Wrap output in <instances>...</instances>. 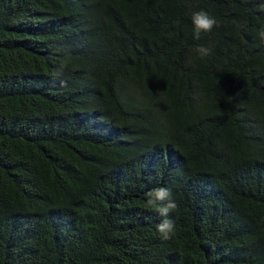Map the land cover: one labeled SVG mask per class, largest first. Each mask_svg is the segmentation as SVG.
Wrapping results in <instances>:
<instances>
[{"label":"trees","instance_id":"obj_1","mask_svg":"<svg viewBox=\"0 0 264 264\" xmlns=\"http://www.w3.org/2000/svg\"><path fill=\"white\" fill-rule=\"evenodd\" d=\"M261 2L0 0V264H264Z\"/></svg>","mask_w":264,"mask_h":264},{"label":"clouds","instance_id":"obj_2","mask_svg":"<svg viewBox=\"0 0 264 264\" xmlns=\"http://www.w3.org/2000/svg\"><path fill=\"white\" fill-rule=\"evenodd\" d=\"M259 6L261 9H264V0H262ZM191 21L193 25L192 38L194 40H200L202 34L210 33L217 26V20L204 10L193 12ZM258 36L264 42V27H261L258 31ZM195 51L200 59H205L211 55V49L202 45L198 46ZM62 68L63 65L61 66V70ZM60 74L61 71H57L56 75ZM147 196V206L154 209L161 217H164L157 225V232L160 234V237L165 241L173 239L176 235V224L175 220L170 217V214L177 208L173 193L166 187H157L150 191Z\"/></svg>","mask_w":264,"mask_h":264}]
</instances>
